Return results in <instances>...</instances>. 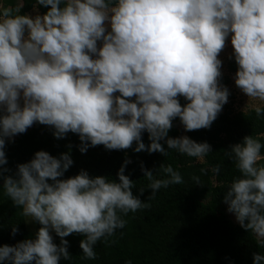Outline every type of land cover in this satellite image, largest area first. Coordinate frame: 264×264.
Segmentation results:
<instances>
[{
	"label": "clouds",
	"instance_id": "9594fccd",
	"mask_svg": "<svg viewBox=\"0 0 264 264\" xmlns=\"http://www.w3.org/2000/svg\"><path fill=\"white\" fill-rule=\"evenodd\" d=\"M47 11L32 16L0 3V180L4 194L41 225L35 239L0 246V264H59L70 260L65 237L80 234L83 258L94 260V246L125 228L123 216L149 207L133 194L134 182L90 176L83 169L63 178L73 165L69 152L59 157L40 150L17 164L14 175L6 142L34 124L48 126L56 139L78 135L79 151L103 145L139 153L168 149L200 158L207 142L169 137L179 118L186 132L210 129L229 89L221 84L220 53L230 43L237 64L234 82L264 116V0H37ZM180 97L187 103L181 104ZM150 143L145 145L143 133ZM71 147V145H69ZM260 137L245 136L225 155L240 173L223 195L227 211L264 248V160ZM166 179L141 165L151 195L183 184L171 165ZM219 166L214 171L219 172ZM202 185L199 177H193ZM143 195L144 189H139ZM18 228L13 226L15 236ZM60 237L54 243L52 233ZM125 264H132L126 261ZM253 264L264 254L253 253Z\"/></svg>",
	"mask_w": 264,
	"mask_h": 264
},
{
	"label": "trees",
	"instance_id": "16d2710c",
	"mask_svg": "<svg viewBox=\"0 0 264 264\" xmlns=\"http://www.w3.org/2000/svg\"><path fill=\"white\" fill-rule=\"evenodd\" d=\"M0 3L19 9L17 14H25L33 7L39 14L47 11L38 6L37 0H0ZM237 67L233 56L227 62V71L236 73ZM228 79V75H222L221 84L225 85ZM179 99L182 105L187 103L183 97ZM177 124L182 125L179 118L173 121L169 137H179ZM52 132L48 126L36 123L26 133L15 136L13 144L4 149L8 160L4 167L11 170L5 175H14L17 164L30 161L35 152L44 150L56 157L64 152L70 153L74 163L63 178L77 175L83 169L90 176H105L119 182L117 173L125 159H129L131 163L126 165L125 175L134 182L133 194L149 204L145 209L123 216L127 224L110 238L114 243L97 242L94 246L97 258L94 260L83 258L79 247L83 236L74 233L65 237L71 259L62 258L63 264H125L129 260L132 264H253V253L264 254L257 238L226 216L224 208L227 205L223 202L224 192L233 178L240 175L225 151L230 150L231 145L242 143L248 135L260 137L264 144V116L257 117L254 108L244 111L224 109L210 129L186 132L183 128L184 135L192 140L211 145L212 151L200 157V161L168 149L165 141L160 143L168 152L167 156L159 152L137 153L135 143L127 150H106L100 145L81 153L78 135L68 133L65 138L56 139ZM142 140L145 145L150 143L147 132L143 133ZM261 154L264 156V148ZM258 163L264 164V160ZM141 165L152 171L156 179H166L161 166L171 165L181 174L184 183L162 187L154 198L148 200L150 181L144 177ZM217 166L218 173L214 171ZM194 176L200 178L202 185L196 184ZM2 183L0 180V246H13L24 239H34L35 233L25 225L23 209L15 206L4 194ZM139 189H144L143 195ZM32 222L37 232L41 225ZM13 226L18 228L15 236L11 234ZM136 228L142 229L140 236L134 235ZM53 240L60 244V237L55 233Z\"/></svg>",
	"mask_w": 264,
	"mask_h": 264
},
{
	"label": "rangeland",
	"instance_id": "374dc122",
	"mask_svg": "<svg viewBox=\"0 0 264 264\" xmlns=\"http://www.w3.org/2000/svg\"><path fill=\"white\" fill-rule=\"evenodd\" d=\"M17 5L18 6L20 5L19 1H17ZM25 14H30L32 16H35V15L39 14V12L36 8L33 7L30 10H28ZM232 53H233V49H232L230 39H229V41L227 42V47L220 53V55L218 57L219 59L222 60V68H221L222 75H228V78H229L227 80V82L225 83V86L229 89L230 96L228 99V103H226L223 106L222 110L229 108L232 111H244V110L249 109V108H254V106L260 105L261 102L254 100L252 98H248L239 88H237L235 85V82H234L235 73H230L227 71V62L229 60V57L232 56ZM261 106H264V105H261ZM176 126L179 130V137L184 136L183 126L178 125V124ZM12 144H13V142H6V145H8V146H10ZM197 160L200 161L201 158H197ZM224 213L233 223L238 224L235 220L234 214L229 213L227 211V207L224 208ZM24 222H25L27 229L36 234L35 229H34V223L32 222V220H30V218L24 216ZM53 233H52V235H53ZM141 233H142L141 228H136L134 230L135 236H140ZM59 264H63V262L60 260Z\"/></svg>",
	"mask_w": 264,
	"mask_h": 264
}]
</instances>
